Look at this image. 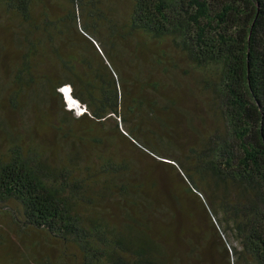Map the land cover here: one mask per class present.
Returning a JSON list of instances; mask_svg holds the SVG:
<instances>
[{
  "label": "trees",
  "instance_id": "trees-1",
  "mask_svg": "<svg viewBox=\"0 0 264 264\" xmlns=\"http://www.w3.org/2000/svg\"><path fill=\"white\" fill-rule=\"evenodd\" d=\"M0 264H264V0H0Z\"/></svg>",
  "mask_w": 264,
  "mask_h": 264
},
{
  "label": "built area",
  "instance_id": "built-area-1",
  "mask_svg": "<svg viewBox=\"0 0 264 264\" xmlns=\"http://www.w3.org/2000/svg\"><path fill=\"white\" fill-rule=\"evenodd\" d=\"M62 91H64V98L67 102V107L69 109H72L73 112L76 115H80L81 113H83L85 111L84 106L80 105L77 101L73 100L70 96H69V89L68 88H62Z\"/></svg>",
  "mask_w": 264,
  "mask_h": 264
}]
</instances>
